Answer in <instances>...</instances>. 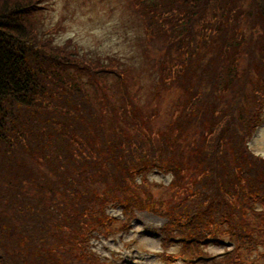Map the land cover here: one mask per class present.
<instances>
[{"label": "trees", "instance_id": "obj_1", "mask_svg": "<svg viewBox=\"0 0 264 264\" xmlns=\"http://www.w3.org/2000/svg\"><path fill=\"white\" fill-rule=\"evenodd\" d=\"M38 1L0 0V264H106L92 238L106 217L114 229L137 211L191 239L180 253L213 238L234 245L216 264L264 259V157L247 147L264 111V0H131L148 44L165 45L163 57L144 52L146 92L122 60L39 35ZM244 55L261 65L248 76ZM168 95L180 101L162 109Z\"/></svg>", "mask_w": 264, "mask_h": 264}, {"label": "rangeland", "instance_id": "obj_2", "mask_svg": "<svg viewBox=\"0 0 264 264\" xmlns=\"http://www.w3.org/2000/svg\"><path fill=\"white\" fill-rule=\"evenodd\" d=\"M129 3L130 0H44L42 5L44 9L33 14L32 24L39 32L46 31V28L47 30L56 28V31L52 35L54 38L52 43L59 44L58 46H62L64 43H74L81 51H89L94 56L97 54L103 59L114 58L118 60V63L122 60L123 63H119V65L126 69L128 78L131 73L141 75L140 78L145 85L144 89L146 92L154 82L153 79L148 77V66L143 60L145 57L144 52L148 48L147 32L144 28L145 23L134 12V8H128ZM261 3L262 0H260ZM249 6L247 5V8ZM194 23L196 28H193V34L198 24L197 22ZM162 27L164 30L165 26ZM196 33L199 34L198 32ZM162 36L169 38L170 34L165 33ZM192 41L193 38L190 36L186 42ZM149 45L157 57H163L161 53H156V51H161L165 46L157 34L152 35ZM189 49L193 50L195 47L193 46ZM246 49L250 51V47L248 49L247 46H244L243 51L245 52ZM207 51L209 50L206 49L202 52ZM228 55L235 56V59L239 57L235 55L233 49L228 52ZM224 57L225 55L222 54L220 59ZM244 57L242 74L248 76L250 72H247V70L252 65V61L249 57L245 55ZM204 62L205 60L203 59L201 62L203 68L208 67L209 64ZM221 68L219 65L215 67L217 69V77L219 76L218 84H221L220 80H223L221 78ZM204 71L205 69L200 71L201 77H196L203 79L206 73ZM229 81L233 82V80ZM179 101L180 98L178 96L175 98L174 96L168 95L159 104L162 109H165L170 105L178 104ZM103 102L105 104H111L109 96L104 97ZM144 107L149 108L147 103L144 104ZM149 112H153V108L150 107ZM160 114H163V112L160 111ZM248 146L252 152L264 157V120L257 132H254L249 138ZM152 178L157 183L162 184H168L171 180V177L167 178L158 173L153 175ZM163 191L164 189L157 187L155 193ZM114 213L118 214V212ZM165 220L149 212L139 213L133 223V230L123 235L121 239L119 237L109 240L101 239L97 243L95 239L93 241L95 251L106 258H109L110 250L121 252L119 255L120 259H124L123 261L121 260L122 264H129L127 262L132 264H191L183 260L170 262L163 259L162 253L164 247L160 244L161 235L159 229ZM131 238L135 239V244L129 248H125L124 244ZM202 250H206L207 253L217 256L225 251L223 247H216L214 245L202 248ZM166 252L169 254H180V249L177 246H171L169 244ZM222 259V257H219L209 262L193 264H216ZM124 261L127 262L124 263Z\"/></svg>", "mask_w": 264, "mask_h": 264}, {"label": "bare ground", "instance_id": "obj_3", "mask_svg": "<svg viewBox=\"0 0 264 264\" xmlns=\"http://www.w3.org/2000/svg\"><path fill=\"white\" fill-rule=\"evenodd\" d=\"M252 61V65H250V67L254 69V71H258L261 67L260 63H257V61L255 59H250ZM207 79V76H206Z\"/></svg>", "mask_w": 264, "mask_h": 264}]
</instances>
